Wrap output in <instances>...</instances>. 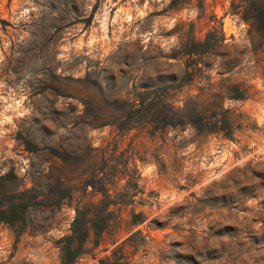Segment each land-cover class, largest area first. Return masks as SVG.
<instances>
[{"label": "rangeland", "instance_id": "374dc122", "mask_svg": "<svg viewBox=\"0 0 264 264\" xmlns=\"http://www.w3.org/2000/svg\"><path fill=\"white\" fill-rule=\"evenodd\" d=\"M239 2L0 0V189L38 203L0 222V264H63L91 204L113 220L72 264H264V39ZM158 90L225 130L138 124Z\"/></svg>", "mask_w": 264, "mask_h": 264}, {"label": "trees", "instance_id": "16d2710c", "mask_svg": "<svg viewBox=\"0 0 264 264\" xmlns=\"http://www.w3.org/2000/svg\"><path fill=\"white\" fill-rule=\"evenodd\" d=\"M234 5V3H233ZM236 8L242 9V18L250 21L251 26L264 39V0H240ZM152 92L145 100H142L137 109L140 117H135L138 124L154 125L155 129L160 123L164 126L186 127L191 125L199 132H215L225 130L218 125L217 119L213 127L201 111H198V98L190 99L181 110H174L169 104H165L166 91ZM191 101H194L190 106ZM108 195H106L107 197ZM36 198L32 191L4 190L0 189V222L9 224L16 231H23L27 226V211L30 206L38 204L32 201ZM105 202L104 200L102 201ZM114 212L109 206L99 207L93 204L77 209L76 217L72 223L71 235L65 240L67 244L62 247V263L72 264L84 252V245L93 233L99 237L108 228L113 220Z\"/></svg>", "mask_w": 264, "mask_h": 264}]
</instances>
